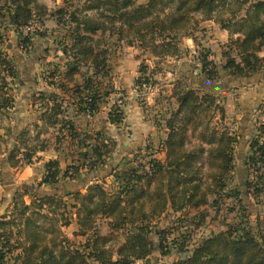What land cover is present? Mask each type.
Wrapping results in <instances>:
<instances>
[{
    "label": "trees",
    "instance_id": "1",
    "mask_svg": "<svg viewBox=\"0 0 264 264\" xmlns=\"http://www.w3.org/2000/svg\"><path fill=\"white\" fill-rule=\"evenodd\" d=\"M40 16L67 28L60 46L65 62L62 69L54 64L50 73L42 75L51 91L34 95L33 110L41 127L33 124L34 136L25 130L16 145L6 150L12 169L29 166L35 152L48 147V140L39 139L46 128L56 130L55 145L61 147L66 138L71 154L83 152L80 155L90 172L99 169L110 153L104 132L79 131L68 109L89 118L102 109L108 93H100L98 80L108 72L110 40L149 54L156 68L158 61L178 56L182 39L194 41L198 24L211 21L227 32L229 50L235 52L234 57L223 53L224 71L245 79L264 67V56H258L264 52V0H62V6L53 11L37 0H0V28L11 27L23 50L31 46L32 32L22 37L20 29L32 26ZM201 70L207 82L213 80L216 67L208 56L202 57ZM16 78L11 61L0 51V113L13 108L14 98L6 88ZM206 86L208 91L200 93L177 83L173 91L177 107L165 120L163 160L119 164L121 169L116 167L110 174L113 189L95 181L84 193L34 195L30 204L24 201L28 192L15 193L11 211L0 217V264H145L153 252L165 257L172 249L186 255L171 264H264V217L257 215L252 226L245 206L239 207L237 223L184 251L183 238L206 221L205 207H216L224 198L237 142L223 125V98L210 88L213 84ZM259 108L263 121L249 144L245 164L253 181L244 183L248 193L253 187L256 197L264 192V103ZM4 136L0 135V145L5 146ZM74 158L63 171L57 161H49L40 184L55 186L73 180L78 161ZM225 194L227 199L234 195ZM68 197L70 205L65 201ZM69 208L78 227L74 236L81 241L70 240L61 231L70 225ZM99 219L107 222L105 235L97 228Z\"/></svg>",
    "mask_w": 264,
    "mask_h": 264
},
{
    "label": "rangeland",
    "instance_id": "2",
    "mask_svg": "<svg viewBox=\"0 0 264 264\" xmlns=\"http://www.w3.org/2000/svg\"><path fill=\"white\" fill-rule=\"evenodd\" d=\"M56 1L37 0L39 5L45 6L50 11L62 6V0H59L58 6ZM76 2L77 0H74V3ZM37 19L30 26L32 40L31 46L27 50L19 48L18 35L11 27H7L5 30L0 28L3 35L0 40V51L11 61L17 74L15 81L9 82V86L6 88L8 89L7 95H12L16 99L14 104L18 108L20 105L22 106L24 101V80L25 83H28L29 78L33 76L42 78L45 71L48 70L50 73V69L53 68L54 64L62 69L65 62L60 46L67 28L63 29L64 27L56 26L54 19L48 16L42 18L40 16V19ZM20 31L22 32V28ZM41 34L43 36H40ZM22 35H24L23 32ZM193 37L194 41L187 38L182 39L178 56L158 61V67L156 68L153 64L154 58L149 54L143 53L136 47H128L125 44L117 45L114 40L108 41V70L106 69L108 72L98 80L101 83V86L98 87L100 93H108L103 97L102 109L100 110L103 119L99 118V120L106 123L104 128L98 129V131L104 132L110 153L103 158L104 160L101 166L98 167L99 169L93 171L100 172L99 176L92 179L86 159H83L80 155L83 152H77L76 150V154H70V161L74 156L78 159L75 164L77 167L76 177L73 180L60 182L76 183L73 192L80 191L84 193V188L95 181H101L107 190H111L115 187V184L113 178L109 176L112 169L119 167V164H134L149 158L163 160L164 154L160 151V148L166 137L165 120L177 107L176 100L173 97V91L177 83L180 87L193 89L200 93L208 91L206 83L218 86L219 88L214 90L216 95L223 98L226 112L223 125L229 131H232L237 138L234 146V164L232 172L226 180L227 188L225 192H233L234 195L232 198L227 199L228 194L224 193L223 200L219 201L216 207L211 205L205 207L208 216L203 226L183 238L184 246L186 243L185 247H187L184 250L186 252L191 251L202 238L225 230L226 225L237 223L240 219L238 210L241 206L246 207V219H249L252 226L255 225L257 215L264 217V192L256 197L253 193V187H251L249 193L244 187L246 180L253 181L251 171L247 170L245 165L250 153L249 144L253 137L258 135V128L263 121V115L259 107L264 103V67L258 73L245 79L233 77L230 72L224 71L225 58L223 53H230L234 57L235 52L229 50L227 32L221 30L211 21L198 24L193 31ZM204 56H208V60L212 61L216 67V74L210 82L206 81V76L201 70V59ZM258 56L263 57L264 52H260ZM142 66H144V70L141 71ZM81 71L86 74L85 68H82ZM75 79L78 83L82 82L79 76H76ZM130 102H134L132 108L129 105ZM34 113L32 109V112L28 114L29 117L34 116ZM5 114L0 113V135L4 136V129L8 131V134L4 136L7 143L12 132L10 118L11 120L14 119L15 112L13 114L7 112L6 116ZM110 114H114V117L110 118ZM250 119L252 120L248 121ZM244 123H248V125L241 129L240 126ZM75 125L77 127L79 125L77 120ZM87 141L89 143V139ZM7 148L8 144L5 146L0 145L1 164L7 163ZM129 153H131V156H129ZM120 167L119 169H121ZM20 169L16 168L15 170L19 171ZM106 169L108 170L107 174L104 172ZM28 185L27 183L19 184L16 191L7 196L9 204L6 210L0 214V217L11 211L12 199L15 193L28 192L24 195V201L27 204L31 203L34 195L48 194L45 190L46 184H43L45 186L39 190L40 193L35 189L40 188L41 184H37L36 188L32 187L36 194L30 192V190L27 191ZM237 191H239V195H237ZM0 198L1 205L4 199L1 194ZM65 201L69 205L72 203V199L69 197ZM209 201L213 200L210 198ZM69 210V213H71L69 216L71 219L70 225L62 227L61 231L68 239L81 241V237L74 236L78 227L73 210L71 208ZM97 223L99 232L102 235L107 234L108 225L106 220L99 219ZM190 230H192V227ZM184 231L188 232L189 229ZM175 237H178L177 234H175ZM120 240H122L121 237ZM185 255L172 249L170 255L164 257L158 251H155L144 263L170 264L176 258ZM142 263L137 262L136 264Z\"/></svg>",
    "mask_w": 264,
    "mask_h": 264
},
{
    "label": "crops",
    "instance_id": "3",
    "mask_svg": "<svg viewBox=\"0 0 264 264\" xmlns=\"http://www.w3.org/2000/svg\"><path fill=\"white\" fill-rule=\"evenodd\" d=\"M59 3H60L59 0H57L56 1L57 6ZM48 11L50 10L48 9ZM23 84L25 87V91L23 92V99H24L23 104L22 106L20 105L19 108L17 107V105L15 107V104H14L13 108L10 110L12 114L15 112L14 119L11 120L10 118L12 132H11V135L9 136V140L6 143V145L8 144V148L10 149L16 145V139L21 134V132L25 130H29V134L31 136H34L36 132H34L33 124L36 123L39 127H41V123L35 119L36 114L30 117L28 114L29 112H32V109H33L34 95L37 96V92L39 91H44L45 94L47 95V93L51 91V88L47 85L44 79L38 76H33L29 78L28 83H25V80H24ZM54 91L58 93L59 95H61L59 90H54ZM131 97L132 95L130 96V98ZM14 100L16 102L15 98ZM133 103L134 102L129 103V105H131L130 106L131 108L133 107ZM71 110H72L71 108L68 109V114L70 115V118L72 119V121H74V123L76 120L78 121L79 131L98 130V129L104 128V124L106 122L99 120V118L103 119L102 112H99L93 118H89V116L87 115L76 114V112H72ZM255 110L257 111L256 107H255ZM251 120L252 119L248 121H251ZM246 125H248V123L241 124L240 128L244 129ZM56 134L57 132L53 128H46L45 130H42V132L39 134V139L48 140L47 142L48 147L45 150H41V151L39 150L35 152L32 158L33 162L29 166L23 167L19 171H16L15 169L10 168L6 162L1 164L0 194L4 199L2 201L3 204L0 205V214H2L8 207L9 200L7 196H9L11 192H15L16 187L19 184L27 183L29 184L27 187L31 189L32 187L36 188L37 184H40L41 178L43 177V174L45 172V166L49 161H57L59 165V169L61 171H63L65 167L69 164L70 154H71V151L68 148L69 141L66 140L65 138V140L61 144V147L55 145L54 139H55ZM8 148L7 150H9ZM129 156H131V153H129ZM104 172L107 174L108 170L106 169ZM75 184L76 183L71 182V183H60L56 186L47 185L45 190L48 192V194L71 193L75 191V187H76ZM44 186L45 185L42 184L40 188L38 189L36 188L35 190H38L37 192L40 193L39 190L42 189V187ZM42 194H45V193H42Z\"/></svg>",
    "mask_w": 264,
    "mask_h": 264
},
{
    "label": "water",
    "instance_id": "4",
    "mask_svg": "<svg viewBox=\"0 0 264 264\" xmlns=\"http://www.w3.org/2000/svg\"><path fill=\"white\" fill-rule=\"evenodd\" d=\"M210 88H211V89H217V88H219V87L216 86V85H213V86H211ZM99 173H100V172H91V173H90V174H91V178L94 179V178L98 177V176H99ZM27 189H29L30 192H33V193H34V191H33L31 188H28V187H27ZM34 194H36V193H34Z\"/></svg>",
    "mask_w": 264,
    "mask_h": 264
},
{
    "label": "built area",
    "instance_id": "5",
    "mask_svg": "<svg viewBox=\"0 0 264 264\" xmlns=\"http://www.w3.org/2000/svg\"><path fill=\"white\" fill-rule=\"evenodd\" d=\"M31 30H32L31 27H24V28H22V32H23L24 35L30 33Z\"/></svg>",
    "mask_w": 264,
    "mask_h": 264
}]
</instances>
